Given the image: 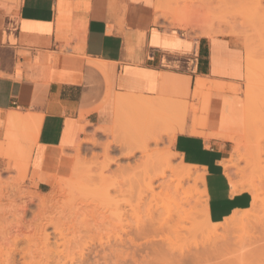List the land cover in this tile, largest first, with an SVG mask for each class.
<instances>
[{"label":"crops","instance_id":"0c3cea01","mask_svg":"<svg viewBox=\"0 0 264 264\" xmlns=\"http://www.w3.org/2000/svg\"><path fill=\"white\" fill-rule=\"evenodd\" d=\"M245 77L235 39L160 21L157 0H0V172L26 157L27 187L47 193L87 138L149 140L153 109L179 110L172 149L205 174L221 222L253 203L233 191V142L221 137L233 132L232 99L245 108Z\"/></svg>","mask_w":264,"mask_h":264},{"label":"rangeland","instance_id":"374dc122","mask_svg":"<svg viewBox=\"0 0 264 264\" xmlns=\"http://www.w3.org/2000/svg\"><path fill=\"white\" fill-rule=\"evenodd\" d=\"M173 1L177 3H173L175 7L170 12L181 17L182 21L175 22L169 14L167 19L163 17L162 13H167L171 6L168 0L160 1L163 9V12H157L160 21L195 34L230 36L244 48L246 56L247 47L252 48L257 73L251 80L245 77L240 87L244 104L249 105L244 108L238 98L232 99L229 109L224 111L227 116L232 117L228 121L231 122L228 126L233 129L230 134H241L238 137L240 143L232 141V151L227 160L234 157L233 162L238 161L232 172L239 183L240 191L246 190L252 194L249 181L258 185L262 205L256 210L251 208L250 213L254 217L250 222L234 225L226 231L220 229L223 232H220L219 237L210 236L212 226L203 215L199 194L202 183H198L199 180L191 175L184 182L185 188L193 192L191 204L186 207L188 215L171 213L172 206L167 201L171 203L175 200L170 184L176 183L177 172L166 170L164 177H158L167 165L157 162L154 157L162 154L166 158H163L165 163L171 158L170 164L172 163L175 170L186 168L174 153L171 144L174 124L182 115L179 110L156 108L153 109L152 118H148L151 122L149 129L155 139L149 138L147 152H143L138 136L130 133L132 131L123 132L118 139L110 135L109 131H104L101 139L87 138V147L79 145L74 155L71 174L60 178L57 184L63 185L73 177L72 173L81 170L82 173L98 174V179L92 182V186L107 189L108 192L68 211L60 226L47 225L45 232L49 234V248L46 247L49 250L42 245L35 249L36 242H39L35 224L45 211L40 207L39 201L57 185L47 193L29 189L26 185V157L18 161L15 158L10 159L14 160V164L0 172V243H5L3 248L6 249L11 244L15 246L13 249L17 248L14 250L16 264H23L24 255L33 250L32 258L30 254V257L26 254L25 259L29 257L35 262L43 260L45 263L41 261V264H264V119L258 124V116L254 118L251 113L249 118L250 113H246L254 107V115L264 114V0ZM252 101L255 103L253 106ZM212 112L213 109L211 114ZM192 169L198 172L197 168ZM170 195L172 198H169ZM62 197L63 202H67L71 200L72 193L68 191ZM24 202H27L29 208L24 211L25 214H21L17 208L22 207ZM15 215L22 216L20 218L23 220L19 217L17 219ZM16 220L21 222L17 224ZM6 232L9 234L8 238ZM17 237L18 241L15 239ZM6 238H10V241ZM1 246L0 254H4L6 250L4 248L3 251ZM4 256H0V259L3 260ZM7 259L5 256L4 260ZM1 260L0 264H3L4 260Z\"/></svg>","mask_w":264,"mask_h":264},{"label":"bare ground","instance_id":"6f19581e","mask_svg":"<svg viewBox=\"0 0 264 264\" xmlns=\"http://www.w3.org/2000/svg\"><path fill=\"white\" fill-rule=\"evenodd\" d=\"M160 1L161 0H157V12H163V9H162V6L160 5ZM176 2V1H175ZM173 0H168V3L171 5V6H169V4H165V6H169L168 7V9H169V11H167V13H162L163 14V17H166V19H167V17H168V14H169V16H172L173 18H174V21L175 22H181L182 21V18L181 17H179L178 15H176L175 13H172V12H170V10H172V7H175V6H173V3H175ZM177 3V2H176ZM184 22V21H183ZM173 23V22H172ZM177 24V23H176ZM180 25V24H179ZM183 26L185 25V24H182ZM187 25V24H186ZM185 25V26H186ZM209 29H212V26H209ZM207 34H208V31H207ZM251 47L249 48V46L247 47V56H246V78L248 79V80H251L252 78H254L255 77V75H256V73H257V68H256V66L254 65V63H253V55H252V51H251ZM257 81V80H256ZM256 96H257V94H256ZM259 96H261V95H259ZM262 96H263V94H262ZM264 97V96H263ZM253 101H255V100H253ZM253 101H252V104L250 103V102H248V103H250L252 106L255 104H253ZM264 101V100H263ZM256 102V101H255ZM264 104V103H263ZM247 105H249V104H247ZM247 105H245V106H247ZM250 105V106H251ZM249 107V106H248ZM247 107V108H248ZM247 108H246V110H247ZM251 109H253V110H251ZM253 111V112H251V111ZM250 112L248 111V112H246V113H250V117L249 118H251V116H252V114L251 113H253V116H254V118H255V116H258L259 117V120L258 119H256V121H254V123L256 122V123H262L263 122V119H264V114H260V115H254V107L252 108H250ZM256 113V112H255ZM248 115V114H247ZM263 115V116H262ZM249 116V115H248ZM257 118V117H256ZM231 120H232V117H231ZM247 120L249 121V119L247 118ZM252 120V119H251ZM262 120V121H261ZM247 122V121H246ZM252 122V121H251ZM247 123H249V122H247ZM255 123V124H256ZM264 123V122H263ZM250 124V123H249ZM248 125V124H247ZM252 125V124H251ZM263 126V125H262ZM246 127V126H245ZM248 127H249V125H248ZM252 127H253V125H252ZM255 129L256 128H258V126L257 127H254ZM254 128H252V130L254 129ZM259 128L260 129H262L260 126H259ZM246 129V128H245ZM250 129H251V127H250ZM258 130V129H257ZM263 130V129H262ZM249 131V130H248ZM251 131V130H250ZM256 131V130H255ZM264 132V131H263ZM233 134V133H232ZM232 134H228V133H225V134H222L221 135V133H220V135H221V137L222 138H227V139H229V140H231V141H233V142H236V144H238V143H240L239 142V140H238V137L241 135H232ZM218 135V134H217ZM244 136V135H243ZM242 136V137H243ZM152 138H154V137H150V139H152ZM155 139V138H154ZM242 139V138H241ZM141 142V148H143V152H147V147H148V144H149V140L146 138L145 140H140L139 141V143ZM132 144V143H131ZM137 145H139V144H137ZM239 146H240V144H239ZM139 147V146H138ZM137 147V148H138ZM236 147V146H235ZM241 148V147H240ZM234 153V152H233ZM232 153V154H233ZM239 153H238V151H237V155H238ZM157 155V154H156ZM235 155H236V151H235ZM233 156H234V154H233ZM154 158H156L157 159V162H159V163H163L164 165H167V167H166V169L165 170H163L162 172H161V174H159L158 175V177H164L165 175H166V170H174V171H176L177 173H175L176 174V178H175V184H170V189L171 188H173V189H171V192H173V196L175 197L174 199V201L173 202H168L167 201V203L170 205L171 204V209H170V211H171V213H174V215L175 214H177V215H184V214H186V215H188V210H186L187 208V206L188 205H190L191 204V199L193 198V192L191 191V189H186L185 188V186H184V182L186 181V179H188L191 175H194V178H195V180H199V182L198 183H200L201 185H202V189H201V191L199 192V194H200V196H201V198H200V200H202V212H203V215L205 216V218H206V221L209 223V225H211L212 226V229H211V231H210V236H212V235H215V236H218L219 234H220V232H223V231H220V229L221 230H224V231H226L227 229H229V228H232V226L234 227V225H237V224H240V223H243V222H246V221H249L250 222V220H252L251 218L252 217H254V215L252 214V213H250V211H251V208H253L252 210H256L258 207H260L262 204V199H261V195H260V192H259V188H257V186L253 183V182H251V181H249L248 183H249V187H250V189L252 190V194H253V203H252V207L251 208H249V209H245V210H238V211H235L233 214H231L230 216H228V217H226L223 221H221V222H213L211 219H210V216H209V212H208V203H207V197H206V190H205V174H203V173H201V172H196V171H194L192 168H196L195 166H193V165H189V164H185L184 162H182L183 163V165H184V167H186V168H184V169H182V170H175L173 167H172V163L170 164V161H172V159L171 158H168L167 159V162L165 163L164 161H163V158H164V156L162 155V154H158L156 157H154ZM234 158V157H233ZM233 158H231V159H229V160H227V158L224 160V162H223V165H224V169L226 170V175H227V177L230 179V181H231V185H233V191L236 193V192H240V187H239V183H237V181L234 179V176H233V172H232V168H235V167H237V165L235 166V164L238 162H236V163H234L233 162ZM164 159H166V158H164ZM235 160V159H234ZM237 160V159H236ZM78 163V162H77ZM79 164V163H78ZM81 165V164H80ZM83 167V166H82ZM80 169H81V167H80ZM88 170V169H87ZM74 171V170H73ZM234 171H235V169H234ZM173 172V171H172ZM236 173V172H235ZM234 173V174H235ZM73 174V177H70L69 178V180H67V182H64V184L63 185H58L57 183H56V185L57 186H55L54 187V189L51 191V192H49L47 195H45L44 197H43V199H42V201H39V202H41V206L40 207H42L45 211H43V213H41V215H40V217L36 220V229L38 230L37 231V234H36V236H37V238H38V243L36 242V250H37V247L39 248L41 245L44 247H46V246H48V248H49V234L48 233H46L45 232V228H46V226L47 225H49V224H51V225H53L54 227H58V226H60L61 225V223L63 222V220L67 217V214H68V211H70V210H72V209H76V208H78L83 202H85V201H88V200H90V199H93V198H95V197H98V196H100V195H102L103 193H105V192H108V191H106L107 189H104V188H95V187H93L92 185V182L93 181H96V178L98 177V174H97V176L96 175H92V174H90V173H82V171L81 170H78V171H75L74 173H72ZM237 174V173H236ZM100 176H101V174H100ZM238 176V175H237ZM100 179H102L101 177H99ZM98 179V178H97ZM85 181H87V182H85ZM199 185V184H198ZM200 185V186H201ZM245 185V184H244ZM248 185V184H247ZM1 186V185H0ZM173 186V187H172ZM17 189V188H16ZM15 189V190H16ZM195 189V188H194ZM172 190H174V191H172ZM4 191H5V189H4ZM68 191H70L71 193H72V198H71V200H69V201H67V202H63V200L64 199H62L63 197V195H65V193L66 192H68ZM250 192V191H249ZM4 193V192H3ZM172 194V193H171ZM4 195H5V193H4ZM31 195V194H30ZM68 195V194H67ZM66 195V196H67ZM195 195V194H194ZM197 195V194H196ZM3 196V195H2ZM171 196V195H170ZM1 197V196H0ZM6 197V196H5ZM169 198H172V196L171 197H169ZM61 199H62V201H61ZM1 200V199H0ZM11 200V199H10ZM199 200V201H200ZM15 201V200H14ZM170 201V200H169ZM38 202V203H39ZM15 203V202H14ZM23 204H25V202L23 203ZM22 204V207H21V209H19L20 207H18L17 209L20 211H18L17 209V212H19V213H24V211H27L28 210V204H27V202H26V204L25 205H23ZM1 205V204H0ZM19 205H21V204H19ZM0 208H1V206H0ZM200 208V207H199ZM4 209V208H3ZM261 209V208H260ZM172 210H173V212H172ZM175 210V211H174ZM2 211H4V210H2ZM167 211L169 212V210L167 209ZM0 212H1V210H0ZM18 213V214H19ZM17 214V213H16ZM25 214V213H24ZM168 214V213H167ZM20 215V214H19ZM19 215H18V217H19ZM169 215V214H168ZM16 216V215H15ZM25 216V215H24ZM172 216V215H171ZM170 216V217H171ZM18 217L16 216V218L18 219ZM21 218H22V216H20ZM19 217V219L20 220H23V219H21ZM257 217V216H256ZM169 218V217H168ZM170 219V218H169ZM169 219H167V221L169 220ZM20 220H18L19 222H21ZM13 223H15L16 224V222H17V220H16V222H14V221H12ZM19 222H17V224L19 223ZM23 222V221H22ZM12 223V224H13ZM163 223V222H162ZM12 224L10 225L9 224V226H11L12 227ZM16 224V225H17ZM244 224V223H243ZM247 229V228H246ZM231 230V229H230ZM248 230V229H247ZM207 232V231H206ZM8 232H6V237L8 238V235L9 234H7ZM208 233V232H207ZM1 234V233H0ZM3 236H4V233L2 234ZM221 235V234H220ZM219 235V236H220ZM226 235H228V234H226ZM3 236H1L2 238H5V237H3ZM18 237H20L19 235H17ZM218 236V237H219ZM15 238L17 241H18V239L19 238ZM227 237V236H226ZM6 238V239H7ZM37 238H34V239H37ZM6 239H4V240H6ZM31 239V238H30ZM3 240V239H2ZM7 240H9L10 241V238L9 239H7ZM7 240H6V243H7ZM14 241V243L16 244V242L17 241ZM9 241H8V244H9ZM30 241V240H29ZM153 241V240H152ZM0 242H2L1 241V239H0ZM31 242V241H30ZM149 242V241H148ZM151 242V241H150ZM5 244V243H4ZM3 244V245H4ZM2 244L0 243V246H1ZM3 245L1 246V248H2V250L5 248H3ZM10 245V244H9ZM8 245V246H9ZM7 246V245H6ZM11 246H12V244H11ZM10 246V247H11ZM35 246V245H34ZM10 247L9 248H5V250L6 251H2L4 254H2V255H5L6 256V259L7 258H9V259H7L9 262H7V260H4V257H3V260L6 262V263H10V262H12V263H10V264H14L15 262H16V258L14 259V254H15V252H14V250L15 249H17V248H14L13 249V247H15V246H12V251H10ZM47 248V247H46ZM47 248V249H48ZM10 251V252H7V251ZM31 250V249H30ZM49 250V249H48ZM25 250H23V252H24ZM29 251V250H28ZM34 251V250H33ZM33 251H31V253H33ZM38 251H39V249H38ZM1 252V251H0ZM25 253V252H24ZM31 253H30V251H29V253L27 252L26 254L29 256V254L31 255ZM35 253V252H34ZM0 254V256H2ZM25 254V255H26ZM25 255H24V262H23V264H31V262H33L34 264L36 263V264H41L42 262H44L43 260H41V261H33V260H30V256L28 257V259L31 261V262H29V260L27 259H25ZM31 258H32V255H31ZM2 259V258H1ZM0 259V260H1ZM3 260H1V261H3ZM2 262L3 264H6L5 262ZM15 261V262H14ZM18 261V260H17ZM14 262V263H13ZM45 263V262H44ZM16 264V263H15Z\"/></svg>","mask_w":264,"mask_h":264}]
</instances>
